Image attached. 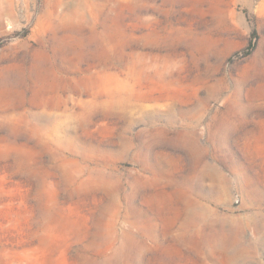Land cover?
Returning a JSON list of instances; mask_svg holds the SVG:
<instances>
[{"label":"rangeland","instance_id":"rangeland-1","mask_svg":"<svg viewBox=\"0 0 264 264\" xmlns=\"http://www.w3.org/2000/svg\"><path fill=\"white\" fill-rule=\"evenodd\" d=\"M0 70V264H264V0H0Z\"/></svg>","mask_w":264,"mask_h":264},{"label":"bare ground","instance_id":"bare-ground-1","mask_svg":"<svg viewBox=\"0 0 264 264\" xmlns=\"http://www.w3.org/2000/svg\"><path fill=\"white\" fill-rule=\"evenodd\" d=\"M3 13H4V12H3ZM1 70L3 71V67H2ZM1 70H0V71H1ZM7 73H8V72H7ZM15 73H16V72H15ZM13 74H14V73H13ZM4 75H5L4 73H3L2 75H0V89H3V90H5L4 88L6 87V86L4 87V81H6V79L4 80ZM7 75H8V74H7ZM8 77H9V76H8ZM5 78H6V77H5ZM15 80H16V79H15ZM15 80H14V81H15ZM12 81H13V80H12ZM8 82H9V81H8ZM9 84H10V82H9ZM15 84H16V82H15ZM11 85H12V84H11ZM13 85H14V84H13ZM13 85H12V86H13ZM8 86H9V85H8ZM12 86H11V87H12ZM14 87H15V86H14ZM9 88H10V87H9ZM9 88H8V89H9ZM8 89H7V90H8ZM11 89H12V88H10L9 90L11 91ZM13 89H14V88H13ZM6 92H9V91H6ZM1 93H2V91H1ZM2 95H3V94H2ZM2 95H1V96H2ZM1 96H0V97H1ZM3 97H4V96H3ZM3 97H2V98H3ZM261 216H262V215H261Z\"/></svg>","mask_w":264,"mask_h":264}]
</instances>
